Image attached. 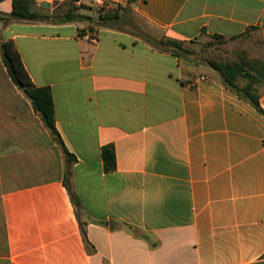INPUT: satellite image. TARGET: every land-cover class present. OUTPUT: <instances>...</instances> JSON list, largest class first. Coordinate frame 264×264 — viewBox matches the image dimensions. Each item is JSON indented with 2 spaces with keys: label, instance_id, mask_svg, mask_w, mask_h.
Wrapping results in <instances>:
<instances>
[{
  "label": "crops",
  "instance_id": "1",
  "mask_svg": "<svg viewBox=\"0 0 264 264\" xmlns=\"http://www.w3.org/2000/svg\"><path fill=\"white\" fill-rule=\"evenodd\" d=\"M94 1L76 12L100 14ZM122 1L134 27L10 21L0 0V42L51 88L64 145L0 50V264H264V114L214 69L147 40L249 36L264 60V0Z\"/></svg>",
  "mask_w": 264,
  "mask_h": 264
},
{
  "label": "trees",
  "instance_id": "2",
  "mask_svg": "<svg viewBox=\"0 0 264 264\" xmlns=\"http://www.w3.org/2000/svg\"><path fill=\"white\" fill-rule=\"evenodd\" d=\"M133 1L134 0H128L129 3ZM12 5V13L7 18L10 21H36L49 19V16L41 14L33 8V0H12ZM73 10L67 11L60 21H72L83 17L75 12V10H77L76 7ZM109 18L110 17H108V19ZM103 19L105 20V17ZM211 37L222 38L217 34L212 35ZM183 42L184 41L164 38L150 43L159 51L168 52L178 58L188 59L199 65L203 64L214 69L218 72L223 82L228 87L233 89L244 99L249 100L258 111L264 114V110L260 106L259 95L256 93L255 87L258 83H264V60L250 59L245 56L246 52H242V55L238 60L216 61L214 59H205V63H201L197 60L190 59L189 56L193 52L187 49L183 45ZM0 50L3 64L6 67L7 73L12 82L32 101L35 111L41 117L44 125L49 129L52 137L64 146L56 128L54 102L51 88L49 86H36L34 84L24 66L21 55L13 40L1 41ZM241 78L246 80V84L243 86L238 84V80ZM66 153L69 159L71 154L67 150ZM101 153L104 170L106 172L113 171L116 167L114 146L112 144L103 146ZM64 185L68 189L71 200L77 210L80 204L73 192V185L68 178V174H66L64 178ZM83 233L85 235L84 230Z\"/></svg>",
  "mask_w": 264,
  "mask_h": 264
},
{
  "label": "rangeland",
  "instance_id": "3",
  "mask_svg": "<svg viewBox=\"0 0 264 264\" xmlns=\"http://www.w3.org/2000/svg\"><path fill=\"white\" fill-rule=\"evenodd\" d=\"M76 7L75 3L68 2L62 4H56L49 8H44L33 2V8L46 16H49V19L61 20L67 11L73 10ZM74 11V10H73ZM76 12V10H75ZM77 13V12H76ZM95 17H87L82 14L83 17L77 20H86L92 22V25L99 23L100 25L109 24L116 25L119 27H134V21L132 17V11L130 7L125 4L124 6H119L111 12H99ZM79 14V13H78ZM101 16V17H100ZM105 17V20L103 19ZM108 17H110L108 19ZM107 18V19H106ZM148 29L150 25L147 24ZM147 35L148 42L152 43L160 39L158 31L155 32V35ZM254 40L249 36H243L238 39H224V38H212L208 36H203L200 38L193 39L191 41L183 42V45L192 51L193 53L189 56L192 60H197L198 62L205 63L206 59H214L216 61H225V60H238L242 55V52H246L245 56L250 59H261V44L260 40L256 39V43H249ZM255 42V41H254Z\"/></svg>",
  "mask_w": 264,
  "mask_h": 264
},
{
  "label": "built area",
  "instance_id": "4",
  "mask_svg": "<svg viewBox=\"0 0 264 264\" xmlns=\"http://www.w3.org/2000/svg\"><path fill=\"white\" fill-rule=\"evenodd\" d=\"M69 1H72L73 3L77 4L78 0H33V2L44 8L47 7L46 6L47 4H49V7H51L53 5L61 4ZM125 4L126 2L122 0H95L93 2V6L96 7L99 12L101 11L111 12L115 8H118L119 6H124Z\"/></svg>",
  "mask_w": 264,
  "mask_h": 264
},
{
  "label": "water",
  "instance_id": "5",
  "mask_svg": "<svg viewBox=\"0 0 264 264\" xmlns=\"http://www.w3.org/2000/svg\"><path fill=\"white\" fill-rule=\"evenodd\" d=\"M46 6L49 7V4H47Z\"/></svg>",
  "mask_w": 264,
  "mask_h": 264
}]
</instances>
